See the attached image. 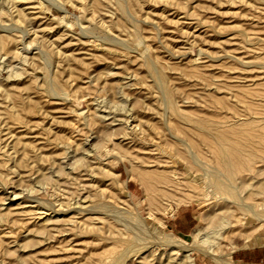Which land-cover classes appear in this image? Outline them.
Segmentation results:
<instances>
[{"label":"rangeland","instance_id":"obj_1","mask_svg":"<svg viewBox=\"0 0 264 264\" xmlns=\"http://www.w3.org/2000/svg\"><path fill=\"white\" fill-rule=\"evenodd\" d=\"M122 1L127 21L116 0H0V264H119L152 235L124 264H176L161 236L223 221L217 253L264 264L235 258L264 253L239 206L264 192V1ZM220 145L233 195L208 199L200 183L229 178Z\"/></svg>","mask_w":264,"mask_h":264},{"label":"bare ground","instance_id":"obj_2","mask_svg":"<svg viewBox=\"0 0 264 264\" xmlns=\"http://www.w3.org/2000/svg\"><path fill=\"white\" fill-rule=\"evenodd\" d=\"M110 1V0H109ZM112 1V0H111ZM117 1V3H118V8H119V10H120V12H121V17H123L124 18V20H126V7H125V5H124V3H122V2H124V1H122V0H116ZM264 1V0H263ZM115 3V2H114ZM116 4V3H115ZM114 4V5H115ZM116 6V5H115ZM65 14H66V12H64ZM122 18V19H123ZM67 20V19H66ZM127 21V20H126ZM125 21V22H126ZM128 21H129V19H128ZM126 23H128V22H126ZM130 24V23H129ZM12 25V24H11ZM131 26H133L132 24H131ZM4 27V26H3ZM134 28V27H133ZM2 29V28H1ZM6 29V28H5ZM137 29V28H136ZM135 29V30H136ZM2 30H4V29H2ZM135 33H137L136 31H135ZM138 33H139V31H138ZM138 33L136 34V36L138 35ZM22 34V33H21ZM140 34V33H139ZM133 36H135L134 35V33H133ZM138 36H141V35H138ZM138 36H137V38H138ZM2 38V37H1ZM134 38V37H133ZM137 38H136V40H137ZM140 38V37H139ZM4 39V38H3ZM2 39V40H3ZM134 40V39H133ZM142 40V39H141ZM7 41L6 40V38H5V40H3V41H1L0 40V45H1V43H2V46H5L4 45V43ZM4 42V43H3ZM136 42V41H135ZM6 43H8V42H6ZM9 44V43H8ZM106 44V43H105ZM141 44H142V41H141ZM24 45V44H23ZM135 45V44H134ZM137 45V44H136ZM135 45V47H139L140 46V44H138L137 46ZM142 46V45H141ZM1 47V46H0ZM25 47V46H24ZM137 48H135V49H137ZM142 48V47H141ZM129 49H132V48H129ZM134 50V49H133ZM137 50H139V49H137ZM130 51H132V50H130ZM135 51V50H134ZM138 53V52H137ZM3 58V57H2ZM44 60V59H43ZM145 60V59H144ZM26 62V61H25ZM44 63V62H43ZM10 64V63H9ZM153 65V64H152ZM155 66V65H154ZM9 67V66H8ZM152 67V66H151ZM10 69V68H9ZM8 70V69H7ZM15 71V70H14ZM154 71V70H153ZM152 71V72H153ZM11 72V71H10ZM159 72V71H158ZM157 72V73H158ZM154 73H155V71H154ZM13 75V71H12V73L10 74V76H8V77H13L12 76ZM157 75V74H156ZM159 75H160V73H159ZM14 78V77H13ZM157 78V77H156ZM153 79V78H152ZM161 79V78H160ZM160 82V81H159ZM160 84V83H159ZM48 88H50L49 87V85L47 86ZM51 89V88H50ZM158 90H159V88H158ZM54 89H51V92L52 93H54ZM49 93V92H48ZM62 93V92H61ZM121 100V99H120ZM124 108V107H123ZM127 108H128V106H127ZM110 109V108H109ZM115 110V109H114ZM116 110H118V109H116ZM124 110V109H123ZM104 111V110H103ZM130 111H132L131 109H130ZM122 112V111H121ZM128 113V112H127ZM109 115H111V114H109ZM109 115H105V116H102V117H99L100 119H105V118H107V116H109ZM120 116V115H119ZM119 119V118H118ZM116 121H119V120H113L111 123H114V122H116ZM117 123V122H116ZM120 123V122H119ZM109 127V126H108ZM198 128L201 130V129H203L201 126H198ZM114 131V130H113ZM114 133V132H113ZM143 135H141V134H135V135H133L132 134V136H133V139H136V140H139V141H142V142H144V143H146L145 141L147 140V138H149V136H146L147 134H145V133H142ZM125 136H127V134L125 135ZM129 136H131V135H129ZM150 140H151V137H150ZM151 141H153V140H151ZM148 144H150V141H149V143ZM220 149H221V153L223 154V156H224V162H223V164H224V168L226 169V172H227V174H228V176H229V178L226 176H224V175H221L220 173H218V172H212V174H213V180L210 182L211 184L209 185V186H207L206 184L207 183H209V181L207 182V181H202L201 183H200V185H202L204 188V191H205V193H204V195L206 196V197H209L208 199H210V197H211V199H219V196L217 197V194H220V193H224V194H229V195H233V193H232V189L234 188L233 186H232V181H235V176H234V173H233V169H232V166H233V164H232V162H231V160H230V156L228 155V153H227V149H226V146H224V145H220ZM91 150V149H90ZM218 151H220V150H218ZM88 153H90V152H88ZM175 156H177L176 154H175ZM178 157V156H177ZM191 157V159L193 160V162L196 164V165H198L200 168L202 167L201 166V163L199 162V160H195L196 159V157H194L193 155H191L190 156ZM119 158V157H118ZM117 159V158H116ZM121 159V158H120ZM168 160V159H167ZM179 160V159H178ZM165 162V161H164ZM161 163V162H160ZM163 163V162H162ZM163 168V167H162ZM215 169V168H214ZM166 170V169H165ZM203 170V169H202ZM216 170V169H215ZM178 171V170H177ZM181 171V170H180ZM178 173H179V171H178ZM181 173V172H180ZM185 173V172H184ZM184 173H183V175H184ZM208 174V173H207ZM211 174V173H210ZM179 175V174H178ZM175 176H176V174H175ZM180 176H182L181 174H180ZM223 176H224V178H223ZM212 178V177H211ZM179 179V178H178ZM174 180V179H173ZM177 180V179H176ZM180 180V179H179ZM186 181V180H185ZM174 182V181H173ZM178 182V181H177ZM180 182H182V181H180ZM176 183V182H175ZM179 183V182H178ZM177 183V184H178ZM180 184H184V183H180ZM188 184V183H187ZM175 185V184H174ZM185 185V184H184ZM192 185V184H191ZM40 186V185H39ZM179 186V185H178ZM177 186V187H178ZM191 187H193V185L191 186ZM174 188V187H173ZM181 188V187H180ZM179 188V189H180ZM183 188V187H182ZM202 188V187H201ZM176 189V188H175ZM178 189V190H179ZM181 190V189H180ZM190 190V189H189ZM184 191V190H183ZM182 191V192H183ZM264 192H256L255 193V195H261L262 196V198L261 199H259V200H255L253 203H251V204H246L245 202H244V200H242V199H240V203H239V206H240V209L242 210V212H243V214H244V216L246 217H248V218H250L251 220H253V221H255V222H257L259 225H261V227L262 226H264V197H263V194ZM14 194V193H13ZM15 195V197L17 198L18 196H20V194H14ZM240 198V197H239ZM256 198V197H255ZM15 199V198H14ZM37 201V200H36ZM42 201V200H41ZM41 201H37V203H38V205H37V208L36 207H33V208H35V209H37V210H44V209H48V210H53V208L50 206V207H48L47 205H45L43 202H41ZM55 210V209H54ZM175 210H176V207L175 206H173V205H170V206H168L167 208H166V210H165V212H164V214L165 215H171V216H174V212H175ZM116 212V211H115ZM45 213V212H44ZM129 214V213H128ZM131 214V213H130ZM133 217L131 216V219H132ZM137 219V222L138 223H140L141 224V229H142V231H145V232H147V233H149V234H151V228L150 227H148L147 225H145V222H144V219H142L141 217H139V218H136ZM135 219V220H136ZM134 220V219H133ZM202 221H203V219H202ZM129 222V221H128ZM135 223H137L136 221H134ZM137 225H139V224H137ZM137 225H135V226H137ZM229 226V224L228 223H226V221H223V222H221L217 227H215V228H213V229H211L210 231H208V232H205L202 228H196L195 230H194V233H193V237H194V239H195V242L194 243H192V244H189V243H187V242H185V241H183V240H181V239H176V238H174V237H171V236H161L159 239V241L158 240H156V241H158V243H160L161 245H163V246H165L166 248H169L170 250H172V251H182V252H184V254H186V256L184 257V259L183 260H181V262L179 263V262H176V264L177 263H179V264H195V262H194V259L191 257V253H199V254H201V255H203L204 257H206V258H209V259H211V260H213V262H214V264H237V263H235L232 259H225L223 256H221V255H219L218 253H217V251H216V249H217V246L220 244L219 242H220V240H222L223 239V237L225 236H223V234H224V231L227 229V227ZM133 227V226H132ZM140 228V227H139ZM140 229V230H141ZM153 232H154V230H153ZM225 233H226V231H225ZM134 235V234H133ZM134 237H135V235H134ZM138 237V236H137ZM149 237V236H148ZM139 238V237H138ZM149 239H151L152 240V243H155V241H153V240H155V237L152 235V236H150L149 237ZM137 240H139V239H137ZM140 241V240H139ZM144 241V240H143ZM143 241H141V242H143ZM262 241H264V240H262ZM141 242H139V243H141ZM146 243H144V245L142 244V245H139V246H137L136 248H135V250L133 249L134 248V246H133V250L131 249V251L125 256V257H123V260H121V262L119 263V264H124L126 261H127V259L129 258V257H131V256H136L137 254H139L140 252H142L144 249H146L148 246H150L152 243H150V241H145ZM157 243V242H156ZM253 245V244H252ZM132 247V246H131ZM250 247V237H248V238H246V242H245V244H244V246H242L241 248H238V249H235L236 251L237 250H241V249H245V248H249ZM236 248V247H235ZM234 250V251H235ZM171 264V263H170Z\"/></svg>","mask_w":264,"mask_h":264},{"label":"crops","instance_id":"obj_3","mask_svg":"<svg viewBox=\"0 0 264 264\" xmlns=\"http://www.w3.org/2000/svg\"><path fill=\"white\" fill-rule=\"evenodd\" d=\"M176 225L179 227V229L181 231L186 232V231H188V228L191 227L192 220L190 219V216L187 214V215L181 217V219L177 222ZM253 251H251V253H246L244 251L236 252L235 258L238 262H241V261H248V262L261 261V262H264V253H260L262 251H256L255 252L254 249H253Z\"/></svg>","mask_w":264,"mask_h":264}]
</instances>
